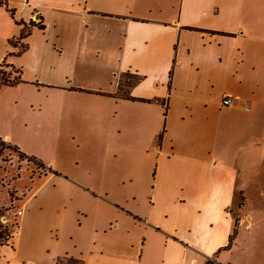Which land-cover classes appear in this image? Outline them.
<instances>
[{"label": "crops", "instance_id": "crops-1", "mask_svg": "<svg viewBox=\"0 0 264 264\" xmlns=\"http://www.w3.org/2000/svg\"><path fill=\"white\" fill-rule=\"evenodd\" d=\"M5 4L0 139L56 112L83 155L11 185L0 264H264V0Z\"/></svg>", "mask_w": 264, "mask_h": 264}, {"label": "rangeland", "instance_id": "rangeland-1", "mask_svg": "<svg viewBox=\"0 0 264 264\" xmlns=\"http://www.w3.org/2000/svg\"><path fill=\"white\" fill-rule=\"evenodd\" d=\"M122 89L124 88L122 87ZM43 115L41 121L34 120V124L30 126V132L14 136V141L18 142L20 146L10 143L18 147L19 151L27 157L34 158L43 167L36 166L25 158L18 157L15 152L2 150L0 147V206L7 201V191L11 195L14 194V191L12 192L9 188H5L6 183H10L13 187H15L14 185L19 188L24 185L29 187L27 185H30L36 176L46 173L44 169L46 168L45 163L54 162L55 168L51 173H60L56 169L62 168L65 165L64 162H73L75 158L83 155L82 150H78L76 147V140L58 132L57 113L51 114L49 121L44 120L45 117ZM83 151L87 152V150ZM69 168L76 176L84 173L85 169L83 166L73 165V163L69 165ZM143 178L146 181V185H148L151 175ZM238 221L239 218H236L235 226Z\"/></svg>", "mask_w": 264, "mask_h": 264}, {"label": "built area", "instance_id": "built-area-1", "mask_svg": "<svg viewBox=\"0 0 264 264\" xmlns=\"http://www.w3.org/2000/svg\"><path fill=\"white\" fill-rule=\"evenodd\" d=\"M234 99L235 98L232 95H225L221 100V105L230 106ZM5 186V188H9L12 192L14 191V194L11 195L7 191V201L0 207V234L5 231L8 235L6 239L0 237V248L5 244H10V240L13 238V233L19 224V216L21 215L22 208L20 203L29 192V189H23L21 192L15 191L14 189H11L10 183H6Z\"/></svg>", "mask_w": 264, "mask_h": 264}, {"label": "trees", "instance_id": "trees-1", "mask_svg": "<svg viewBox=\"0 0 264 264\" xmlns=\"http://www.w3.org/2000/svg\"><path fill=\"white\" fill-rule=\"evenodd\" d=\"M0 6H6L5 0H0ZM31 26H33V24H31ZM28 34H29V30L23 29L22 32L20 33L19 37L16 40L18 42H20ZM10 43H12V41H10ZM24 49H25V45L21 43L20 44V51H23ZM136 81H137L136 79H132L129 77V81H128L129 86L133 85ZM19 82H20V71L18 69L14 68L10 64L1 63L0 64V88L4 87V86H14V85L18 84ZM0 147L2 148V150H10V151L15 152L18 155V157H23L27 161L34 163L36 166L43 167V165L39 164L34 158L27 157L26 155L21 153L16 146H12V145L2 141L1 139H0ZM0 235H3V236H0L3 239H6L8 237V235L5 231L1 232ZM2 247H11V243L5 244Z\"/></svg>", "mask_w": 264, "mask_h": 264}]
</instances>
